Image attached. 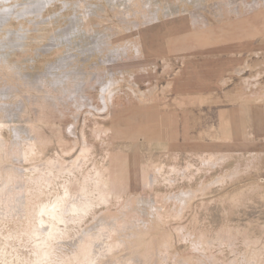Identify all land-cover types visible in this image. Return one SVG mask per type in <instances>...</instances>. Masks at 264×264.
Wrapping results in <instances>:
<instances>
[{
  "label": "rangeland",
  "instance_id": "obj_1",
  "mask_svg": "<svg viewBox=\"0 0 264 264\" xmlns=\"http://www.w3.org/2000/svg\"><path fill=\"white\" fill-rule=\"evenodd\" d=\"M49 1L0 0V264H264V0Z\"/></svg>",
  "mask_w": 264,
  "mask_h": 264
},
{
  "label": "bare ground",
  "instance_id": "obj_2",
  "mask_svg": "<svg viewBox=\"0 0 264 264\" xmlns=\"http://www.w3.org/2000/svg\"><path fill=\"white\" fill-rule=\"evenodd\" d=\"M10 1V0H9ZM49 1V0H48ZM51 1V0H50ZM49 1V2H50ZM43 4V3H42ZM42 4H41V6H42ZM16 6H18V5H16ZM16 6H15V8H16ZM27 6V5H26ZM39 6L40 5H37V2H33V3H31L29 6H28V11H31V12H35V11H38V8H39ZM47 6V5H46ZM67 6V5H66ZM6 8H8V7H6ZM9 10V9H8ZM3 12L4 11H7V10H2ZM1 12V11H0ZM9 12V11H8ZM21 12V11H20ZM7 13V12H6ZM29 13V12H28ZM24 14V13H23ZM33 14V13H32ZM8 15V14H7ZM20 15V14H19ZM25 15V14H24ZM2 16H5V15H2ZM38 17V16H37ZM7 18V17H6ZM5 19V18H4ZM3 21H5V20H3ZM2 21V22H3ZM2 22H0V23H2ZM5 23V22H4ZM1 29V28H0ZM17 34V33H16ZM8 35V34H7ZM11 36V35H10ZM9 36V37H10ZM18 36H20L19 34H18ZM17 37V36H16ZM15 37V38H16ZM20 37H22V36H20ZM18 38V37H17ZM9 39V38H8ZM9 41V40H8ZM15 41V40H14ZM5 43V42H4ZM18 44V43H17ZM21 44V43H20ZM7 45V44H6ZM9 45V44H8ZM8 47V46H7ZM11 47V46H10ZM3 48V47H2ZM6 47H4V49H5ZM11 50H13V49H11ZM4 59V58H3ZM48 214H50V215H53L54 216V211H48ZM53 218V217H52Z\"/></svg>",
  "mask_w": 264,
  "mask_h": 264
},
{
  "label": "crops",
  "instance_id": "obj_3",
  "mask_svg": "<svg viewBox=\"0 0 264 264\" xmlns=\"http://www.w3.org/2000/svg\"><path fill=\"white\" fill-rule=\"evenodd\" d=\"M261 28H263V29H264V27H263V26H261Z\"/></svg>",
  "mask_w": 264,
  "mask_h": 264
}]
</instances>
